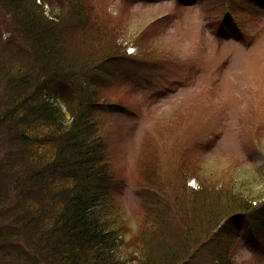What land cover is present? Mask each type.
Returning <instances> with one entry per match:
<instances>
[{"label": "rangeland", "instance_id": "obj_1", "mask_svg": "<svg viewBox=\"0 0 264 264\" xmlns=\"http://www.w3.org/2000/svg\"><path fill=\"white\" fill-rule=\"evenodd\" d=\"M93 3L113 15L124 46L137 44L97 74L111 199L131 232L154 193L181 215L165 220L171 232L187 231L186 247L215 227L213 249L228 247L233 264H264L263 215L231 218L239 205L223 213L233 194L264 202V0ZM12 32L0 5L2 38ZM209 257L201 249L193 262L214 264Z\"/></svg>", "mask_w": 264, "mask_h": 264}, {"label": "trees", "instance_id": "obj_2", "mask_svg": "<svg viewBox=\"0 0 264 264\" xmlns=\"http://www.w3.org/2000/svg\"><path fill=\"white\" fill-rule=\"evenodd\" d=\"M0 5L13 28L8 40L0 33V264H194L201 249L214 264H233L228 247L213 249L215 227L187 247L186 230L167 229L171 199L153 193L134 233L111 199L97 74L137 45L124 46L113 15L93 0ZM229 200L224 214L239 205L231 218L264 220V202Z\"/></svg>", "mask_w": 264, "mask_h": 264}]
</instances>
